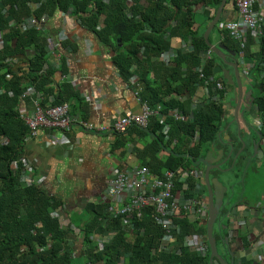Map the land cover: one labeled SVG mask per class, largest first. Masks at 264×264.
Instances as JSON below:
<instances>
[{
  "label": "trees",
  "instance_id": "16d2710c",
  "mask_svg": "<svg viewBox=\"0 0 264 264\" xmlns=\"http://www.w3.org/2000/svg\"><path fill=\"white\" fill-rule=\"evenodd\" d=\"M220 1L0 0V264H209L205 225L198 227L186 217L176 218L180 226L176 236L178 241L188 233L203 234L204 255L184 247H180L179 254L159 252L162 229L154 223L149 209L136 218L130 230L121 225L120 217L104 220L108 214L107 202L89 203L87 220L78 224L72 220L62 226L51 212L62 208L63 202L49 196L36 184L20 182L23 173L21 154L28 128L19 116V100L29 87L43 96L52 94L48 84L53 80L54 70L47 63L46 36L34 27L21 30L18 23L31 16L36 19L46 16L48 20L62 13L73 17L115 50L113 60L124 79L129 80L131 75L138 77V94L142 101L151 107L163 103L182 111L185 120L167 119L170 124L168 140H164L159 132L161 126L155 117L146 130L130 127L139 135L150 137L138 153L140 164L159 175L166 169H198L194 161L203 157L211 145H222V132L227 123L224 118L226 103L201 101L192 106L198 87L205 84L207 76L214 77L213 67L221 62L215 55L202 59L208 46L203 38L204 26L193 28L195 8L202 6L214 12ZM224 33L222 43L229 49L238 50L237 43ZM175 39L188 43L190 48L176 47L171 63H164L159 55L170 52ZM67 45H71L68 40L57 43V49L61 52ZM245 49L247 60L254 61V65L244 77L261 117L259 134L264 138V77L260 78V72L264 71V25L257 40L248 34ZM60 63V72L66 73L64 53ZM200 65L201 72L196 70ZM60 88L53 104L69 102L72 114L70 101L74 99L79 103L80 98L70 84L63 83ZM224 93L221 92L222 96ZM117 135L121 137L123 133ZM3 138L6 143L1 142ZM128 144L126 140L117 142V146L125 148ZM160 151L167 155H160ZM219 172L214 169L211 173L218 176ZM201 179H187L188 196H203L204 184L200 190L195 189ZM226 211L225 208L221 210L216 222L218 226H214L217 240L224 236ZM72 224L78 228L81 255H76L75 242L71 240L77 238L73 237L76 234ZM92 236H102L101 249L96 248Z\"/></svg>",
  "mask_w": 264,
  "mask_h": 264
},
{
  "label": "crops",
  "instance_id": "0c3cea01",
  "mask_svg": "<svg viewBox=\"0 0 264 264\" xmlns=\"http://www.w3.org/2000/svg\"><path fill=\"white\" fill-rule=\"evenodd\" d=\"M255 7L264 18V0H256ZM195 11L193 28L198 29L204 26L205 30L215 11L202 6L195 8ZM235 19H237V12L233 0H226L218 22L208 35V41L214 45L222 43L221 39L225 35L223 24ZM45 31L53 40L57 39V35H64V41L70 42L71 45H67L61 50V53H64L66 57L67 71L62 74L60 72L61 63L59 67H56L55 59L48 55L47 63L49 66H53L54 70L53 80L49 82L48 88L51 87L53 93L43 96L34 90V93L20 97L18 111L31 115L36 101L44 105L53 103L55 93L58 94L61 90L60 86L63 83H68L80 98L79 103L74 99L70 101L73 107H71V111L76 122L68 131L50 128L38 129L34 135L26 137L21 155L30 163L31 177L35 181H39V183L36 182V185L49 196L59 198L63 202L62 208L55 211H58L65 222L72 223L73 220L78 224L89 218L87 210L89 203L97 204L104 201L107 182L117 167H132L141 163L138 153L151 139L146 135H139L137 131L130 128L120 137L110 130L91 132L79 126L80 120H86L96 125H109L117 116L126 111H139L140 103L135 95L138 87L121 76L119 68L113 60L115 50L108 44L102 43L94 31L89 30L73 17L58 14L49 18L45 23ZM172 45L174 48H183V43L179 39H175ZM234 52L235 59L237 48ZM212 55L215 54L212 52ZM237 66L239 71H242L239 65ZM223 68L229 69L232 73V68L221 60L213 67L214 78L225 81L222 77ZM133 76L138 81V77ZM202 86L198 87L193 98H204L201 91ZM230 98L231 96H227L226 103ZM242 103L244 109L239 108V116L241 118L242 115L250 127L248 130L245 129L246 139L250 141L256 135L255 132L258 133L261 130L262 121L260 124L257 123L260 116H258V111L253 109V102L250 107L246 101ZM230 110L233 113V107H231L229 111L225 110L227 115L224 114V118L227 120L223 129L227 133L222 132L225 142L230 140V126L235 124ZM259 135L262 140L261 134ZM125 140L127 144H132L126 145V148L123 145L117 146V142L124 143ZM228 146L229 148L224 145L213 147L215 154L219 149L224 151L221 160L226 158L230 150V145ZM257 148L264 152V142L261 141ZM233 153L232 148L229 158L234 155ZM159 154L167 155L163 151H160ZM228 159L221 164L224 171L233 168V165L230 166V159ZM246 159L244 165L246 170L251 167L254 174L261 173V178L253 181L248 193L235 196L234 204L230 209L225 208L229 211L225 212L223 222L229 224L226 225L228 228H222V230L223 237H228V242L225 245L223 240L216 239V243L217 248L220 247L218 253L227 260H233L234 264H264V159L253 158L249 162ZM212 170L210 176L215 177L211 173ZM221 172L217 177L220 178ZM203 184L202 177L199 185L203 186ZM205 194L206 191L203 193V199L206 202ZM75 215H80L81 219L75 220ZM72 227L78 230L74 224ZM75 234L77 235V233ZM73 237L71 236V238ZM71 240L75 242L76 255H81L80 240H75V238Z\"/></svg>",
  "mask_w": 264,
  "mask_h": 264
},
{
  "label": "built area",
  "instance_id": "2783aa9c",
  "mask_svg": "<svg viewBox=\"0 0 264 264\" xmlns=\"http://www.w3.org/2000/svg\"><path fill=\"white\" fill-rule=\"evenodd\" d=\"M233 3L237 12V19L224 23L223 29L238 45L239 49L237 50L235 62L241 68V74L246 76L250 67L254 65V61L247 60L245 53L248 34L254 40H257L262 32L264 18L255 7L256 0H233ZM46 20V16H42L40 19L31 16L21 20L18 26L21 30L34 27L42 32L46 36L48 55L55 59L56 63L54 65L59 67L62 54L57 49V43L65 40L64 35H57V39L54 38L55 40H53L45 31L44 23ZM13 22V20L10 21L12 24ZM42 26L44 29H42ZM182 43L183 48H190L188 43L183 41ZM1 45L2 37L0 35ZM174 49L173 47L170 52L160 54L159 59L164 63H171L175 55ZM211 56L212 51L209 48L202 53V59H210ZM201 69V65L196 68L199 72H201ZM199 76L203 77V74L199 73ZM262 77H264V71L260 72V78ZM245 80L248 81L247 78ZM129 81L136 87L138 86V81L133 75ZM262 87L264 89V85ZM201 89L204 98H193L192 106H196L201 101H223L226 103L227 96H231L230 99H232L235 91L225 81L216 79L212 75L206 77V82ZM138 90L139 88H137L135 95L140 103L139 111H126L122 115L117 116L109 125H96L86 120H80L79 126L86 131L104 132L110 130L118 134L125 133L132 126L147 129L151 119L155 117L161 126L159 132L163 135L164 140H168L170 124L167 119L172 117L175 120H185L186 116L179 109L169 108L163 103L151 107L146 101L140 99ZM224 91L225 93L222 96L221 92ZM34 92V88L29 87L21 97ZM243 93L245 94L244 91ZM252 99L254 101V97ZM225 107L226 104L224 105ZM229 109L228 107L225 108L228 111ZM253 109L256 112L258 111L254 104ZM230 111L232 113V110ZM225 115L227 114L225 113ZM19 116L24 120L29 136L34 135L41 128L68 131L76 122L74 116L70 113V103L67 101L46 105L36 101L31 115L19 112ZM257 123H261V117L257 119ZM1 142L6 143V139L3 138ZM21 161L23 173L20 175V182L26 185L39 183V181H35L31 177L32 168L30 163L23 157H21ZM12 166H15V164L12 163ZM190 177L202 178V170L193 167H179L176 170L166 169L158 175L151 172L147 166L141 164L132 167H117L113 172V176L107 182L104 202L108 204L106 208L108 214L104 220L120 217L121 225L131 230L136 218H139L143 211L149 209L152 212L154 223L162 229L158 245L159 252L179 254L180 247H184L189 251L204 255L206 247L203 234L188 233L183 236L180 242L176 237L180 229L179 224L176 222L178 218L186 217L198 227L204 225L207 218V205L203 196L198 198L188 196L187 179ZM178 183H180L179 187H177ZM195 189L200 190V185H196ZM51 215L57 217L62 226L68 224L61 218L58 211L51 212ZM229 228L231 229V227ZM113 233L110 232L109 234ZM92 238L96 242V248L101 249L104 242L102 236H92ZM38 250H41V248Z\"/></svg>",
  "mask_w": 264,
  "mask_h": 264
},
{
  "label": "water",
  "instance_id": "95a60500",
  "mask_svg": "<svg viewBox=\"0 0 264 264\" xmlns=\"http://www.w3.org/2000/svg\"><path fill=\"white\" fill-rule=\"evenodd\" d=\"M226 0H221L219 5L216 7L215 12L213 14L212 19L206 26L204 32H203V38L205 40V43L207 46L211 49V51L219 57L223 63L230 68H232V73H230L229 69L223 68L222 69V77L225 79L226 84L230 85L235 91L234 96L232 100H229L226 105L228 108L233 107V116L236 119L241 102L246 101L247 105L250 107L253 101L252 97V90H248L243 93L242 89V82L240 78V71L238 69L237 63L235 62L234 55L235 52L233 50L228 49L223 43H218L217 45H214L208 41V35L216 22H218V19L221 16L224 4ZM244 79V75L242 76ZM233 104H232V103ZM143 130H146L143 128ZM230 150L226 156V158L222 159L224 151L222 149H219L216 154L214 152L213 146L209 148L207 153L200 157L199 159L194 161V165L196 167L204 166L203 167V180H204V186L206 189L205 194V200L207 205V218L204 222L205 225V236L209 248V264H234L233 260H227L226 258L222 257L218 253L216 238L214 236L213 230L214 225L217 222L218 216L221 213V210L224 207L231 208L234 204V197L235 195L233 193H230L228 195L227 187L224 185V183L220 180L219 177H211L210 171L212 169H217L218 171H224L221 168V164L226 162V160L229 158V156L232 153V145L230 146ZM241 149L237 151V153L234 154L231 165L234 164L235 160L237 159V156L239 155ZM263 152L260 149H257V145H253L251 156L248 159H262ZM188 158L192 159L191 156L188 155ZM227 210V212L229 211ZM223 228H227L226 225L223 226ZM222 240L224 241V244L227 245L228 237H223Z\"/></svg>",
  "mask_w": 264,
  "mask_h": 264
},
{
  "label": "rangeland",
  "instance_id": "374dc122",
  "mask_svg": "<svg viewBox=\"0 0 264 264\" xmlns=\"http://www.w3.org/2000/svg\"><path fill=\"white\" fill-rule=\"evenodd\" d=\"M248 83L245 79L242 80V89L245 92L246 89L248 91ZM231 95V93H229ZM241 110L244 109V104L241 102ZM235 125L232 124L230 126V131H235ZM245 129H242V132L244 133ZM249 144V143H248ZM251 149V146H250ZM259 172V171H258ZM221 181L224 182V185L227 187L228 195L230 193H233L235 196H240L245 193H248L252 183L254 180H260L261 173L254 174L251 170V167H249L246 170V167L244 166V162L238 160L236 162V165L233 168H230L229 170L221 172ZM88 215V214H87ZM90 216V213H89ZM75 220L81 219L80 215H75ZM76 240H80V237L75 235ZM220 248V247H218Z\"/></svg>",
  "mask_w": 264,
  "mask_h": 264
},
{
  "label": "flooded vegetation",
  "instance_id": "af4514ba",
  "mask_svg": "<svg viewBox=\"0 0 264 264\" xmlns=\"http://www.w3.org/2000/svg\"><path fill=\"white\" fill-rule=\"evenodd\" d=\"M240 78H241V82H242V80H243V75L241 74V71H240ZM248 89H249V87H248ZM246 91H247V89H246ZM245 91V92H246ZM253 95V94H252ZM248 107V106H247ZM248 109H250L251 110V108H248ZM244 111H248V110H244ZM244 111L242 112V114L244 113ZM248 118H249V116H247ZM232 118H233V122H235V131L233 132V131H230V134H229V137H230V140L229 141H227V142H225L224 141V136H223V141L221 142V144L222 145H224L225 147H227V148H229V146L228 145H232V148H233V151H234V153L233 154H235V153H237V151L239 150V149H241V151H240V153H239V155L237 156V159L235 160V162H234V164H233V167H234V165H236L235 163L238 161V160H240V161H243V162H245L244 163V165L246 164V161H245V159L246 158H250V156H251V152H252V148H253V145H257V147H259L260 146V143H261V141H262V143L264 142V138H262V140H260V135H259V132L257 133V132H255L256 133V135L255 136H253L252 137V140H248V139H246V135H245V131H244V133L242 132V129H250V127L248 126V124L245 122V120H244V118H243V116L241 115V118H240V116H239V111H238V114H237V117H236V119L234 118V116L232 115ZM249 143V144H248ZM228 144V145H227ZM250 146H251V150H250ZM231 148V147H230ZM258 149V148H257ZM233 156L234 155H232V157H230L229 159H230V161H232V158H233ZM228 159V160H229ZM248 159H246V160H248ZM264 159V152H263V157H262V160ZM230 166H231V162H230ZM198 169H200V170H202L203 168L201 167V166H199L198 167ZM224 208H226V207H224ZM223 208V209H224ZM222 209V210H223ZM225 225V224H224ZM223 225V226H224ZM228 226V225H227ZM228 228V227H227Z\"/></svg>",
  "mask_w": 264,
  "mask_h": 264
},
{
  "label": "clouds",
  "instance_id": "9594fccd",
  "mask_svg": "<svg viewBox=\"0 0 264 264\" xmlns=\"http://www.w3.org/2000/svg\"><path fill=\"white\" fill-rule=\"evenodd\" d=\"M34 90H35V89H34ZM23 93H24V92H23ZM142 130H143V129H142ZM21 157H22V156H21ZM72 228H73V227H72ZM74 232H75V233H78V230H75V229H74ZM95 244H96V242H95Z\"/></svg>",
  "mask_w": 264,
  "mask_h": 264
}]
</instances>
